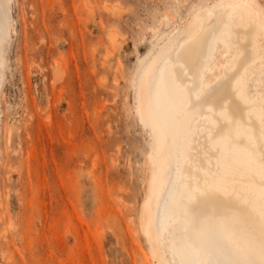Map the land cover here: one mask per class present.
I'll list each match as a JSON object with an SVG mask.
<instances>
[{
    "label": "rangeland",
    "instance_id": "374dc122",
    "mask_svg": "<svg viewBox=\"0 0 264 264\" xmlns=\"http://www.w3.org/2000/svg\"><path fill=\"white\" fill-rule=\"evenodd\" d=\"M216 1L9 0L0 264H158L142 232L158 136L138 85L156 48Z\"/></svg>",
    "mask_w": 264,
    "mask_h": 264
},
{
    "label": "bare ground",
    "instance_id": "6f19581e",
    "mask_svg": "<svg viewBox=\"0 0 264 264\" xmlns=\"http://www.w3.org/2000/svg\"><path fill=\"white\" fill-rule=\"evenodd\" d=\"M11 22L0 0V86ZM191 25L156 48L138 85L161 177L142 232L158 264H261L264 7L218 0Z\"/></svg>",
    "mask_w": 264,
    "mask_h": 264
},
{
    "label": "snow or ice",
    "instance_id": "6c2138e0",
    "mask_svg": "<svg viewBox=\"0 0 264 264\" xmlns=\"http://www.w3.org/2000/svg\"><path fill=\"white\" fill-rule=\"evenodd\" d=\"M261 264H264V261H262Z\"/></svg>",
    "mask_w": 264,
    "mask_h": 264
}]
</instances>
